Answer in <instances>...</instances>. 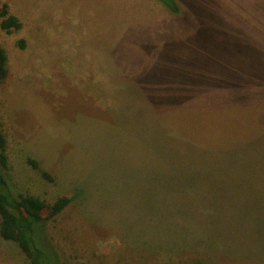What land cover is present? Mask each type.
Segmentation results:
<instances>
[{"label":"rangeland","instance_id":"374dc122","mask_svg":"<svg viewBox=\"0 0 264 264\" xmlns=\"http://www.w3.org/2000/svg\"><path fill=\"white\" fill-rule=\"evenodd\" d=\"M174 1L0 0L2 174L72 198L59 264H264V0Z\"/></svg>","mask_w":264,"mask_h":264},{"label":"trees","instance_id":"16d2710c","mask_svg":"<svg viewBox=\"0 0 264 264\" xmlns=\"http://www.w3.org/2000/svg\"><path fill=\"white\" fill-rule=\"evenodd\" d=\"M158 1L171 8L176 5L174 0ZM21 27L19 19L10 14L6 4L0 2V28L6 33H12L19 31ZM20 46H23V42ZM7 61V55L0 46V82L7 76ZM29 163L34 170L40 171L43 179L52 182V178L41 171L36 162ZM6 167V140L0 132V237L5 241L15 242L30 264H59L53 257L51 248L47 247L41 227L62 213L70 205L72 198L59 197L55 202L47 203L33 195L13 196L2 174ZM175 175L176 172L171 171L170 178Z\"/></svg>","mask_w":264,"mask_h":264}]
</instances>
